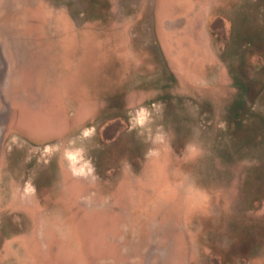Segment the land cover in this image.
Wrapping results in <instances>:
<instances>
[{
	"label": "rangeland",
	"instance_id": "obj_1",
	"mask_svg": "<svg viewBox=\"0 0 264 264\" xmlns=\"http://www.w3.org/2000/svg\"><path fill=\"white\" fill-rule=\"evenodd\" d=\"M0 264H264V0H0Z\"/></svg>",
	"mask_w": 264,
	"mask_h": 264
},
{
	"label": "trees",
	"instance_id": "obj_2",
	"mask_svg": "<svg viewBox=\"0 0 264 264\" xmlns=\"http://www.w3.org/2000/svg\"><path fill=\"white\" fill-rule=\"evenodd\" d=\"M240 85H242V83H240ZM245 90H243L244 92ZM244 108V104H241L240 102H236L232 108H231V112H229V115H228V122L231 124V123H234L235 122V119L239 116L241 110H243Z\"/></svg>",
	"mask_w": 264,
	"mask_h": 264
}]
</instances>
